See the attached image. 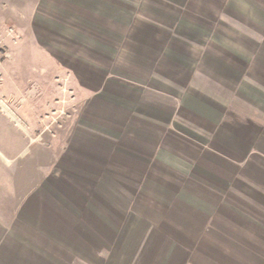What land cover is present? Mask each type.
Listing matches in <instances>:
<instances>
[{
  "label": "crops",
  "instance_id": "1",
  "mask_svg": "<svg viewBox=\"0 0 264 264\" xmlns=\"http://www.w3.org/2000/svg\"><path fill=\"white\" fill-rule=\"evenodd\" d=\"M36 15L30 16L32 30L45 40L33 42L23 30L21 45L27 39L46 58L44 74L72 76L85 100L84 128L70 129L67 147L54 151L52 175L61 178L62 164L80 162L77 155L84 154L85 163H100L80 174L87 179L81 190L85 200L107 211L100 221L107 258L100 264H264V21L246 23L252 33L248 26L182 24L186 42L176 47L162 34L158 40L139 29L134 55L125 61L139 74L141 67H150L144 81L151 88L144 90L114 75L110 79L122 85H112L108 74L90 61L72 62L65 52L77 51L74 42L59 49L68 59L62 58L51 31L56 21ZM84 20L93 31L98 28L93 23H101L100 33L113 35L102 18ZM156 42L165 43L162 54ZM13 49L15 54L18 46ZM144 53L150 55L148 64ZM15 57L5 64L9 75ZM124 85L139 90L125 91ZM5 104L0 106V188L4 194L27 196L36 181L33 195H43L44 150L30 142L37 125L25 115H42L40 104L27 99L17 108ZM95 146L100 147L99 160L87 154ZM28 199L21 200L22 211H33ZM18 223L21 231L28 227ZM110 225L117 228L113 241ZM2 238L4 252L17 253L14 237ZM55 249L38 246L23 255H35L39 264L49 256L52 264H63L60 254L44 257ZM71 255L69 262L78 264Z\"/></svg>",
  "mask_w": 264,
  "mask_h": 264
},
{
  "label": "rangeland",
  "instance_id": "2",
  "mask_svg": "<svg viewBox=\"0 0 264 264\" xmlns=\"http://www.w3.org/2000/svg\"><path fill=\"white\" fill-rule=\"evenodd\" d=\"M48 7H52L53 10ZM261 8H264L261 0H0V106H5V102H9L12 107L17 108V104L26 99L40 104L42 115L28 113L25 115L37 125V129L32 132L30 142L34 145L39 144L44 150L45 178L42 182L46 189L43 195L42 193L33 195L36 190L33 187L37 186L34 179L29 180L30 184L34 183L30 186V194L27 196L4 194V188H0V191H3L0 194V264H39L40 259L38 260L35 255L29 257L23 255L24 252L27 254L26 252L29 253L38 246L43 250L53 249L54 246L55 250H48L46 253L41 250V252L44 253V257L52 253L64 256L65 259L62 257L60 260L63 264H71L69 253L72 254V258H76L78 264H100L101 258H107V254L102 253L100 242V221L107 211L100 210V204L85 200L82 191L87 179H80V174L82 177L84 175L82 173L84 168L86 169L84 172H90L92 166L99 167L100 163L92 161L85 163L84 154L77 155V159L82 163L62 164L64 171L61 172V178L54 179L52 175L54 151H64L67 147L66 141L71 134L70 129L76 126L84 128L82 114L85 100L79 95L77 84L72 82V76L69 77L62 71L57 75L53 72L44 74L46 69L43 66L47 63L46 58L38 55L27 39L21 45L25 40L23 30L31 40H34L33 42L41 38L45 40V37L40 35L36 37L34 34L30 21L32 14L42 15L45 17L44 20L50 22L56 21L55 30L51 28V31H54L56 36L54 47L58 50L64 48L63 46L66 45L63 44L66 42L76 44V52H65L71 54L72 62L76 59L90 61L100 66L102 72L108 74L109 80L112 75L119 76L120 79L124 77L130 82L139 83L142 89L147 90L151 87L144 80L149 79L150 67H141L139 74L136 68L130 67L128 61H125L132 59L134 55L132 49L134 41L138 39L139 29L151 33L152 36L155 34L158 40L166 36L167 42L176 47L186 42V37L182 36L179 29L182 24L190 22L191 27H196V24L204 23L208 27L217 26L221 29H228V25L249 27L250 25L246 23L264 21L261 17V14L264 15ZM85 16L90 18L94 16L98 20L102 18L106 21V25L108 24V32L113 35L108 37L105 33L101 34L99 29L101 23L94 22L93 25L99 30L93 31L89 27L90 23L84 20ZM10 29L17 32L19 38L13 37L9 32ZM248 30L251 32L250 27ZM225 41H228V38ZM159 45L162 47L160 50L162 54L165 43L156 42V46ZM15 46H18V50L9 68L12 73L8 71L10 75L12 74L10 76L5 72V64L14 58ZM61 51L59 50L61 57L67 60L68 58L63 57ZM149 58L150 55L144 53L147 64ZM144 60L142 59L143 62ZM151 69L153 70L154 67ZM151 75L155 74L151 72ZM111 82L112 85L119 84L115 79ZM123 89L130 92L139 90L128 85H124ZM79 150L78 153L82 154ZM87 154L94 158L98 155L97 160L101 159L98 146L93 147ZM33 173L36 174V168L30 170V174ZM96 182L100 187V180L97 179ZM33 197L35 200L31 199ZM27 198L30 203H34L36 210L20 209L21 200ZM71 198L74 199L69 201ZM54 201H57L55 205ZM12 207H16L17 210H11ZM58 209L60 211H57ZM52 217L56 220L53 221ZM50 218L52 220H47ZM11 220L12 229L8 226L12 224ZM20 220L28 224L23 231L18 223ZM59 221L61 226L55 227ZM108 227L113 232L111 240L113 241L117 228L111 225ZM4 234H8L10 238L14 237L13 245H16L13 247L18 248L17 253L12 250L4 252L2 238ZM35 238L37 242L42 240L40 243L43 245L32 241ZM93 253L96 255L95 258ZM52 262L50 256L45 258V264Z\"/></svg>",
  "mask_w": 264,
  "mask_h": 264
},
{
  "label": "built area",
  "instance_id": "3",
  "mask_svg": "<svg viewBox=\"0 0 264 264\" xmlns=\"http://www.w3.org/2000/svg\"><path fill=\"white\" fill-rule=\"evenodd\" d=\"M9 32L13 35V37H17V38H19V35L17 34V32L13 31V29H10ZM15 40H16V39H15Z\"/></svg>",
  "mask_w": 264,
  "mask_h": 264
}]
</instances>
